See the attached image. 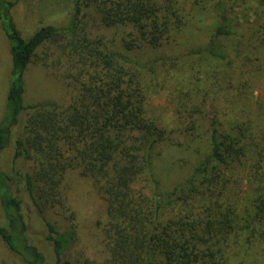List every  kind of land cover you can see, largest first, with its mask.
<instances>
[{
  "label": "trees",
  "instance_id": "trees-1",
  "mask_svg": "<svg viewBox=\"0 0 264 264\" xmlns=\"http://www.w3.org/2000/svg\"><path fill=\"white\" fill-rule=\"evenodd\" d=\"M72 1L74 17L84 8L91 9L103 26L122 29L118 45L79 35L74 18L67 26H43L24 39L9 14L15 3L0 0V22L11 57L0 153L15 133L13 161L22 163L20 181L31 205L40 212L67 210L64 177L76 170L103 200L109 219L104 243L110 263L264 264V127L234 116L224 123L210 121L202 137L205 119L193 115L201 112L199 106L229 104L239 98L241 93L229 91L243 85L242 77L249 70L243 64L249 57L240 58V84H233L227 75L218 87L222 100L207 99L201 83L192 80L207 68L198 69L201 62L231 67L223 40H234V49L240 50L230 36L233 21L225 13L226 4L221 0L210 4L209 0ZM259 2L264 6V0ZM216 4L222 12L201 32L208 36L203 47L181 57L146 56L145 52L157 53L181 43L189 23L196 26L192 13L204 16L201 11L209 12ZM260 12L247 30L264 45ZM59 39L63 40L61 57L75 66L71 75L77 86L65 103L25 105L24 73L39 48ZM187 72L189 78L184 77ZM161 94L169 101L173 95L176 119L170 128L148 106L153 96ZM191 137L207 142L208 152L187 178L163 188L154 171L161 148L182 147V139ZM9 180L0 169L5 219L0 241L23 264H69L63 255L75 238L72 226L60 230L44 218L46 240L54 255V261L48 262L26 237L22 200Z\"/></svg>",
  "mask_w": 264,
  "mask_h": 264
},
{
  "label": "rangeland",
  "instance_id": "rangeland-1",
  "mask_svg": "<svg viewBox=\"0 0 264 264\" xmlns=\"http://www.w3.org/2000/svg\"><path fill=\"white\" fill-rule=\"evenodd\" d=\"M9 1L15 3L10 8L9 14L24 39H28L32 33L43 26H67L73 18L77 33L91 39L113 40L114 45H118L120 36L123 33L122 29H109L100 24L91 9L84 8L80 14L74 17L72 0ZM209 1L208 4L213 2V0ZM221 1V4H226L225 13L233 21L230 36L236 39L235 41L239 44L240 50L236 51L234 49V46L237 45H234V40H223V48L230 55L229 59L232 60L231 67L228 68L224 62L210 61L209 66L206 62H203V64L201 62L198 69L200 65L207 68L198 72L196 74L197 78H192V80L201 83L200 88L202 85V91L205 94L207 93V96H205L207 99L222 100L224 96L220 97V95L223 91L218 90V87L222 85V80H225L227 75L231 76L233 84H240L242 73L237 71L240 58L249 57L243 60V64L248 66L249 70L247 75L242 77L243 85L240 87L234 86L237 91H229L230 93H241L239 98H232L230 105L217 101V103L213 102L209 106H199L201 112L193 114L205 119L203 121L204 126L199 132L202 137H206L209 123L212 120H219V122L224 123L234 116L240 121L250 119L253 123L264 127V45L258 41L255 34L249 33L247 30V26L253 23L252 20L259 11L264 14V6L260 5L259 0ZM220 8L221 6L216 4L209 12L202 10L201 13L204 16L192 13L194 15L192 21L196 26L193 27L189 23L188 31L184 33L181 43H176L175 46L167 45L156 50L157 53L155 51L152 53L145 52L146 56L148 54L157 56L159 54H175L181 57L182 53H186L190 49L203 47L208 36L201 34V32L207 31L208 27L212 26L213 17L222 12ZM62 44L63 40L59 39L46 43L37 50L24 73L23 101L25 105L47 101L65 103L70 99V95L74 91L73 88L77 86L78 82L71 75V73H76L75 66H71L65 56L61 57ZM191 61L189 64H191ZM189 76V72L184 74L186 78H189ZM10 78V42L0 22V126L3 125L6 116V95ZM204 79H208L207 84H202ZM241 98L249 99L245 102ZM172 99L173 95L169 101L161 94L153 96L148 105L149 109L151 108L150 111H155L154 115L157 114V118L159 117L168 128L176 119L174 106L171 103ZM14 134L10 144L0 153V169L10 176L8 183L13 193L22 200V212L27 225L26 237L29 242L40 250L48 262L54 261L51 245L46 240L47 231L44 218H47L54 223L57 229L63 230L72 226L71 228L75 231L74 241L69 246V250L63 255L64 261L68 260L69 264H112L109 262V254L104 243V229L109 219L103 200L93 189L91 181L82 177L76 170H69L65 174L63 182L67 210L62 211L57 207L43 212L37 211L24 194L23 183L20 181V175L24 172L22 163L13 161ZM174 137L179 138L178 135H174ZM182 141V147L178 148L164 145L161 148V155L155 160V174L165 189L172 188L187 178L197 162L202 159V154L208 152L207 142L199 138L194 139V137H191L190 140L182 139ZM242 190L245 191L246 188L242 186ZM3 225H5V219L0 206V226ZM0 264L23 263L15 258L0 241Z\"/></svg>",
  "mask_w": 264,
  "mask_h": 264
}]
</instances>
